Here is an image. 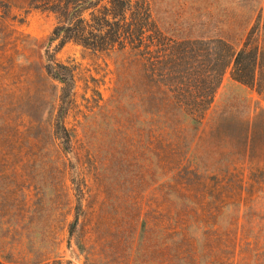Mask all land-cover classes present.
Wrapping results in <instances>:
<instances>
[{
	"label": "rangeland",
	"instance_id": "obj_1",
	"mask_svg": "<svg viewBox=\"0 0 264 264\" xmlns=\"http://www.w3.org/2000/svg\"><path fill=\"white\" fill-rule=\"evenodd\" d=\"M147 1L172 40L257 48L255 84L227 69L175 165L118 96L117 53L50 46L55 13L0 0V260L264 264V0ZM48 50L73 74L64 102Z\"/></svg>",
	"mask_w": 264,
	"mask_h": 264
},
{
	"label": "trees",
	"instance_id": "obj_2",
	"mask_svg": "<svg viewBox=\"0 0 264 264\" xmlns=\"http://www.w3.org/2000/svg\"><path fill=\"white\" fill-rule=\"evenodd\" d=\"M31 2L35 8L57 15L50 46L58 41L56 48H62L72 41L121 57L118 96L125 107L139 106L142 113L151 114L159 137L168 138L166 144L160 139L157 143L171 151L175 165L202 124L227 69L231 67L238 82L249 86L256 82L257 48L246 43L236 50L223 38L172 40L153 19L147 0ZM48 53L46 72L63 84L64 102L74 89L73 74L67 65L55 60L54 53ZM62 119L63 115L59 122ZM65 138L70 141L67 131ZM0 264L11 261L0 260Z\"/></svg>",
	"mask_w": 264,
	"mask_h": 264
}]
</instances>
